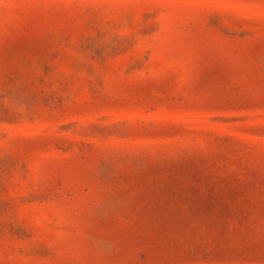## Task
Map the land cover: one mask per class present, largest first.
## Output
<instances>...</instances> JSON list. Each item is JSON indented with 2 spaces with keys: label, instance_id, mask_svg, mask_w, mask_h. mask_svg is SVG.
Masks as SVG:
<instances>
[{
  "label": "rangeland",
  "instance_id": "rangeland-1",
  "mask_svg": "<svg viewBox=\"0 0 264 264\" xmlns=\"http://www.w3.org/2000/svg\"><path fill=\"white\" fill-rule=\"evenodd\" d=\"M0 264H264V0H0Z\"/></svg>",
  "mask_w": 264,
  "mask_h": 264
}]
</instances>
